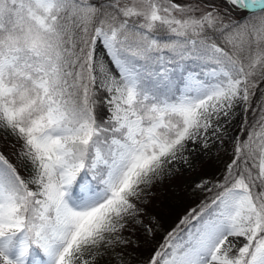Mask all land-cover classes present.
Instances as JSON below:
<instances>
[{
  "label": "snow or ice",
  "instance_id": "snow-or-ice-1",
  "mask_svg": "<svg viewBox=\"0 0 264 264\" xmlns=\"http://www.w3.org/2000/svg\"><path fill=\"white\" fill-rule=\"evenodd\" d=\"M0 264H264V0H0Z\"/></svg>",
  "mask_w": 264,
  "mask_h": 264
},
{
  "label": "trees",
  "instance_id": "trees-1",
  "mask_svg": "<svg viewBox=\"0 0 264 264\" xmlns=\"http://www.w3.org/2000/svg\"><path fill=\"white\" fill-rule=\"evenodd\" d=\"M223 161L220 164H215L207 161L202 167V170L211 175L215 173L218 167H222ZM157 210L160 211L162 217L163 228L167 230L176 218L188 207L190 202H195L196 196L190 192V185L182 187H173L168 184L163 190L157 194ZM162 197V199H160Z\"/></svg>",
  "mask_w": 264,
  "mask_h": 264
},
{
  "label": "rangeland",
  "instance_id": "rangeland-1",
  "mask_svg": "<svg viewBox=\"0 0 264 264\" xmlns=\"http://www.w3.org/2000/svg\"><path fill=\"white\" fill-rule=\"evenodd\" d=\"M207 162V161H206ZM205 162V163H206ZM204 163V164H205ZM203 164V165H204ZM202 165V166H203ZM202 168L203 167H201V175H205V174H207V173H205L203 170H202ZM186 179H188V180H192V179H195V174H190V175H188L187 177H186ZM169 183H166L165 185L167 186ZM164 185V186H165ZM170 185H172L173 187H182V186H186V185H189L188 183H185V182H183V181H173Z\"/></svg>",
  "mask_w": 264,
  "mask_h": 264
}]
</instances>
